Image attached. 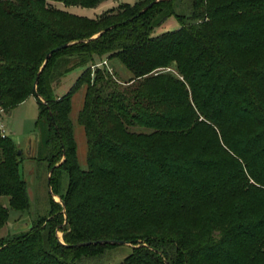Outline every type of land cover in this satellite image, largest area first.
Wrapping results in <instances>:
<instances>
[{
    "label": "trees",
    "instance_id": "trees-1",
    "mask_svg": "<svg viewBox=\"0 0 264 264\" xmlns=\"http://www.w3.org/2000/svg\"><path fill=\"white\" fill-rule=\"evenodd\" d=\"M101 1L0 0V108L36 97L52 173L49 216L0 238V264H80L127 245L117 264H264V0H192L181 26L157 35L158 15L177 0L142 14L155 0L124 3L97 18L55 4ZM104 57L132 77L93 71ZM168 67L182 78L160 71ZM78 68L57 96V83ZM83 84L86 168L70 117ZM19 151L0 137V229L9 219L2 196L16 210L30 207ZM99 239L130 245L74 246Z\"/></svg>",
    "mask_w": 264,
    "mask_h": 264
},
{
    "label": "rangeland",
    "instance_id": "rangeland-1",
    "mask_svg": "<svg viewBox=\"0 0 264 264\" xmlns=\"http://www.w3.org/2000/svg\"><path fill=\"white\" fill-rule=\"evenodd\" d=\"M137 1L139 0H102L98 6L93 8L66 6L63 2H55V4L57 7L71 13L89 18H97L105 11L118 7L120 4H134ZM191 1L192 0H177L176 8L173 13L168 14L166 13L167 10L162 11L157 17L159 23L153 30L154 35L179 28L182 23L181 16H185L186 14L189 15V12H191L189 9ZM96 62L97 64L93 66V71H95L96 67L108 69V71L121 82H125L132 77L131 71L117 59L108 61L104 57L102 60L98 59ZM83 70L84 68H78L65 75L55 87L56 95L62 96L67 93L77 82ZM160 71H168L177 77H181L175 67L160 69ZM94 76L95 75H92L93 78ZM85 91L86 84H83L81 87L77 88L73 94L72 111L70 114L73 124V135L77 144L78 160L83 168L87 167L89 150L85 128L79 122V113L83 108ZM39 112V104L35 96H30L24 102L18 104L12 109L11 113L4 108H0V120L4 124L7 135L15 141L19 150L23 152L19 169L22 177L27 183L30 196V207L25 210L11 208L9 197H1L3 204L9 207V219L0 229V238H6L7 236L27 232L41 217H48L50 214V197L52 191L50 176L52 173L51 165L47 158L49 155V147L46 145L45 141L46 129L44 126V120L46 119H43L39 126L37 124ZM59 163L60 161L57 162V165ZM55 176L59 192L65 193L69 185L68 173L63 169H60ZM54 199L61 207L63 204L61 195H54ZM58 207L57 210H59ZM58 236L63 240L64 232L59 231ZM131 252V246L117 247L108 250L101 258H85L80 260L79 263L117 264Z\"/></svg>",
    "mask_w": 264,
    "mask_h": 264
},
{
    "label": "water",
    "instance_id": "water-1",
    "mask_svg": "<svg viewBox=\"0 0 264 264\" xmlns=\"http://www.w3.org/2000/svg\"><path fill=\"white\" fill-rule=\"evenodd\" d=\"M157 1H158V0H155L154 2L150 3V4L147 5L145 8H143V9L141 10L140 14L144 13L149 7H151V6H152L155 2H157ZM107 29H108V28H107ZM99 34H100V33H99ZM99 34H98V35H99ZM68 45H69L68 43L63 44V45H61V46H58V47L54 48V49L51 50L50 52H48L47 55H46V62H47V61L49 60V58L52 56L53 52L58 51V50H60V49H62V48H64V47H67ZM38 78H39V76L37 77L36 82L38 81ZM34 88L36 89V84H35V87H34ZM51 115H52V117L54 118V116H53L52 113H51ZM21 153H22V151L20 150V151H19V154H21ZM91 244H119V245H126V244H129V245H130V243H127V242H125V241H123V240H116V239H99V240H94V241L89 240V241H85V242H79V243L75 244L74 246L81 247V246H86V245H91Z\"/></svg>",
    "mask_w": 264,
    "mask_h": 264
},
{
    "label": "built area",
    "instance_id": "built-area-1",
    "mask_svg": "<svg viewBox=\"0 0 264 264\" xmlns=\"http://www.w3.org/2000/svg\"><path fill=\"white\" fill-rule=\"evenodd\" d=\"M7 135V131L4 127V124L2 123V121L0 120V137H6Z\"/></svg>",
    "mask_w": 264,
    "mask_h": 264
},
{
    "label": "crops",
    "instance_id": "crops-1",
    "mask_svg": "<svg viewBox=\"0 0 264 264\" xmlns=\"http://www.w3.org/2000/svg\"><path fill=\"white\" fill-rule=\"evenodd\" d=\"M10 113H11V111H10Z\"/></svg>",
    "mask_w": 264,
    "mask_h": 264
}]
</instances>
